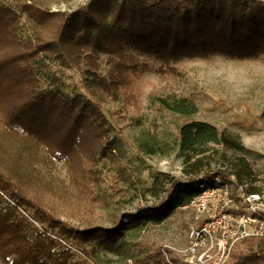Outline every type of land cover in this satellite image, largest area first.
<instances>
[{
	"label": "trees",
	"instance_id": "16d2710c",
	"mask_svg": "<svg viewBox=\"0 0 264 264\" xmlns=\"http://www.w3.org/2000/svg\"><path fill=\"white\" fill-rule=\"evenodd\" d=\"M24 14L26 36L19 32ZM129 47L163 63L214 53L264 59V0H89L72 11H53L45 0H0V264H92L94 245L121 250L129 225L163 222L215 184L218 173L197 176L203 154L198 141L226 137L208 123L190 121L180 128L179 148L183 163L197 175L168 176L164 182L156 175L150 184L135 186L157 204L115 213L110 227L94 225L89 205L81 225L50 212L39 165L66 160L85 196L111 202L93 190L103 180L98 163L113 146L105 140L101 106L62 91L57 76L42 87L40 60H59L80 70L90 86L130 96L129 73L140 65L127 54ZM166 146L144 144L150 153H165ZM220 178L239 185L229 174ZM164 250L170 251L163 248L149 256L154 262L141 264H169ZM226 264H264V236L242 240Z\"/></svg>",
	"mask_w": 264,
	"mask_h": 264
},
{
	"label": "rangeland",
	"instance_id": "374dc122",
	"mask_svg": "<svg viewBox=\"0 0 264 264\" xmlns=\"http://www.w3.org/2000/svg\"><path fill=\"white\" fill-rule=\"evenodd\" d=\"M88 1L45 3L53 11H72ZM19 32L23 36L29 34L26 14ZM126 52L140 65L136 72L129 73L130 96H111L97 85L90 86L75 67L59 60H40L42 87L51 86L57 76L62 91L70 95L81 93L101 106L108 126L105 140L113 146L98 163L103 180L93 190L111 202L85 196L74 184L66 160L52 159L39 165L50 212L73 225H81L86 217L84 208L89 205L94 212V225L110 227L115 213H133L140 207L157 204L158 199L140 195L135 186L150 184L156 175L163 182L168 176L186 179L197 175L183 163L179 148L180 128L190 121L208 123L226 137L198 141L203 154L202 172L197 176L204 172H215L219 177L229 174L249 193H259L264 199L263 57L238 59L214 53L163 63L153 53L131 47ZM147 142L167 145L165 153L148 152L144 148ZM80 209L83 213L77 211ZM193 216L191 209L180 208L163 222L143 227L129 225L121 250L94 245L89 259L92 264H141L144 259L154 262L149 256L167 248L174 264H186L181 251L189 244ZM166 260L169 263L167 257Z\"/></svg>",
	"mask_w": 264,
	"mask_h": 264
},
{
	"label": "built area",
	"instance_id": "2783aa9c",
	"mask_svg": "<svg viewBox=\"0 0 264 264\" xmlns=\"http://www.w3.org/2000/svg\"><path fill=\"white\" fill-rule=\"evenodd\" d=\"M183 208L194 214L189 244L181 251L189 263L226 264L242 240L264 236L263 197L220 177ZM164 254L174 264L169 251Z\"/></svg>",
	"mask_w": 264,
	"mask_h": 264
}]
</instances>
